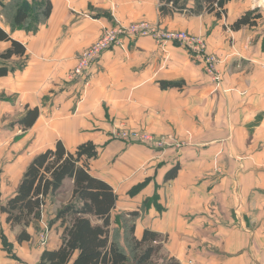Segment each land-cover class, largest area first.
<instances>
[{
    "label": "crops",
    "instance_id": "crops-1",
    "mask_svg": "<svg viewBox=\"0 0 264 264\" xmlns=\"http://www.w3.org/2000/svg\"><path fill=\"white\" fill-rule=\"evenodd\" d=\"M49 1L53 9L45 23L12 33L26 56L14 58V73L0 79V139L12 118V162L0 160V207L37 156L58 142L70 153L92 143L98 156L90 172L117 195L113 220L139 212L136 237L146 230L161 235V258L264 264V0H230L221 18L205 0ZM247 13L262 18L233 31ZM142 22L204 39L219 60L221 81L214 82L178 43L152 37L112 47L86 76L72 79L77 58L105 29ZM163 83L175 86L163 89ZM35 108L39 118L24 131L16 122ZM122 131L175 145L157 149L124 141ZM4 145L0 140V150ZM175 167L176 178L167 181ZM65 185L72 198L70 180L55 196ZM6 218L0 212V264H38L45 250L61 245L57 223V238L51 228L48 247L31 254L32 229L31 241L19 244Z\"/></svg>",
    "mask_w": 264,
    "mask_h": 264
},
{
    "label": "trees",
    "instance_id": "trees-1",
    "mask_svg": "<svg viewBox=\"0 0 264 264\" xmlns=\"http://www.w3.org/2000/svg\"><path fill=\"white\" fill-rule=\"evenodd\" d=\"M210 13L221 18L230 0H205ZM2 15L11 31L0 26V79L14 73V58L26 56V47L12 38L15 30L33 31L45 23L52 14L49 0H0ZM262 18L260 14L247 13L232 26L233 31L254 27ZM2 44L8 48L1 49ZM163 89L174 84H161ZM40 115L38 108L29 109L16 122L24 131L31 129ZM98 156L92 143L81 145L75 153L66 150L61 142L55 148L37 156L27 167L16 194L0 207L12 230L19 229L17 242L23 244L32 239L28 230L42 221L49 198L54 197L66 180L73 182L72 198L60 209L50 223L61 224V245L55 250H45L38 264H180L175 258H161L163 237L146 230L141 239L136 237L135 220L139 212L120 214L113 220L117 207V195L106 182L90 172V162ZM179 167L166 176L167 181L176 178ZM36 229V228H35ZM1 235V234H0ZM3 237V236H2ZM6 247L8 244L5 245Z\"/></svg>",
    "mask_w": 264,
    "mask_h": 264
},
{
    "label": "built area",
    "instance_id": "built-area-1",
    "mask_svg": "<svg viewBox=\"0 0 264 264\" xmlns=\"http://www.w3.org/2000/svg\"><path fill=\"white\" fill-rule=\"evenodd\" d=\"M152 37L159 44L178 43L183 47L191 57L203 66L204 72L210 76L214 82L221 81V74L217 69L218 59L216 55L209 53L204 39L187 32H175L161 29L148 22L117 25L110 29H105L102 36L93 43L87 50L77 58L71 77L72 79L86 76L92 66L96 64L101 55L112 47L124 48L126 40H135L140 38ZM124 141H136L144 144H150L157 149H165L175 144L170 143L169 138L157 139L149 133L122 131L119 134ZM47 237L42 238V244L45 246Z\"/></svg>",
    "mask_w": 264,
    "mask_h": 264
},
{
    "label": "rangeland",
    "instance_id": "rangeland-1",
    "mask_svg": "<svg viewBox=\"0 0 264 264\" xmlns=\"http://www.w3.org/2000/svg\"><path fill=\"white\" fill-rule=\"evenodd\" d=\"M41 0H36V3H39ZM2 19H0V24L2 26H4L6 29H9L11 31V26L9 25L8 21L6 20V18L2 15ZM8 45H1V49L5 50L7 48ZM217 57V56H216ZM218 59V58H217ZM219 62V60H218ZM8 127L6 129H3L5 132V138L0 139L1 143L5 144L3 148H6L5 150H0V160L2 161V164L7 163L5 166H7L9 163L12 162V118H10V121L7 125ZM14 126V125H13ZM19 137H22L23 135H18ZM16 137L15 140H17ZM23 138V137H22ZM11 152V153H10ZM4 166V167H5ZM12 183H16V182H12V180L10 181V185L12 186ZM65 190L55 196L52 197L50 200V204L48 206V208H46V210L43 213L42 219L44 221L45 226L41 227L38 226L39 224H37V227L34 228V226L31 227L32 230H30V232H32L34 234V241L32 242V244L30 246H28L31 251V254H34L35 251L41 250L43 248L48 247L49 245V241H50V229L53 228L54 234H55V238L56 237V233L59 231V227L55 226V227H51L50 223L55 219V216L57 215L58 210L62 209L63 207H65L67 204L70 203L71 201V193H70V189L68 187V185H65ZM20 230L16 229L14 230L12 233L14 236H17V234H19ZM46 236L47 237V241L45 243V246L42 244V238ZM56 240V239H55ZM14 246L12 244V256H15V252H14ZM36 254V253H35Z\"/></svg>",
    "mask_w": 264,
    "mask_h": 264
}]
</instances>
